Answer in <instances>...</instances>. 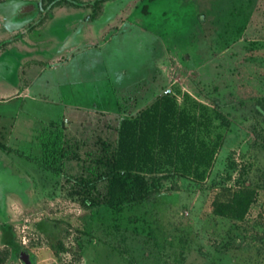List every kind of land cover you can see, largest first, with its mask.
Returning <instances> with one entry per match:
<instances>
[{"label": "rangeland", "instance_id": "obj_1", "mask_svg": "<svg viewBox=\"0 0 264 264\" xmlns=\"http://www.w3.org/2000/svg\"><path fill=\"white\" fill-rule=\"evenodd\" d=\"M39 1L46 13L57 3ZM109 1L86 7L129 16L126 27L62 69L71 83L46 68L32 99L0 98L8 146L38 154L42 133H65L54 159L60 174L0 147V264H26L23 251L31 264H264V0ZM85 62L91 71L80 70ZM122 69L137 83L111 105L106 73ZM10 70L8 81L19 82ZM166 91L179 102L189 92L230 125L205 181L145 176L131 199L100 178L111 169L122 113L134 115ZM69 94L99 107L66 124L61 116L71 109L60 97ZM236 196L233 214L220 212Z\"/></svg>", "mask_w": 264, "mask_h": 264}, {"label": "trees", "instance_id": "obj_2", "mask_svg": "<svg viewBox=\"0 0 264 264\" xmlns=\"http://www.w3.org/2000/svg\"><path fill=\"white\" fill-rule=\"evenodd\" d=\"M182 95L179 102L175 93L166 91L136 114L120 118L111 169L100 179L107 178L129 190L131 199L145 176H182L198 182L207 179L230 119L189 92ZM64 140V129L56 127L40 135L38 154L23 153L5 141H0V147L60 174L54 159L63 152ZM235 199L220 207V212L231 209L233 214L240 200L238 196Z\"/></svg>", "mask_w": 264, "mask_h": 264}, {"label": "crops", "instance_id": "obj_3", "mask_svg": "<svg viewBox=\"0 0 264 264\" xmlns=\"http://www.w3.org/2000/svg\"><path fill=\"white\" fill-rule=\"evenodd\" d=\"M55 2L57 3H54L46 13L39 0H0V26L2 23L5 26V31H0V98L2 100L32 99V86L46 68L54 72L60 69L59 80L64 84L71 83L68 72H63L62 69L70 66V62L76 56L81 57V53L97 42L101 41L104 46L115 36V30L122 31L129 20V16L123 14L116 18L105 15L104 18L103 11L93 15L92 12H88L89 8L86 6L93 4L94 0L63 2L56 0ZM109 2L104 3V6ZM4 4L7 7L3 9ZM8 19L14 21L11 26L5 25ZM158 44L159 42L157 47ZM8 53L9 55L15 53L14 58L12 57L13 63L7 60ZM13 68L16 70L15 73L19 74L17 83L8 81L10 74L6 73V70ZM81 69L91 71L92 64L85 62ZM106 76L112 79L111 95L114 94V97L110 100L111 105L112 102L117 101V98L121 99L128 93L131 84L137 83L127 80L126 69L120 70L116 76L109 71ZM108 92L110 93V90ZM77 96L69 94L68 97H60V103L64 102V107L71 109V111L66 110L61 116L64 117L66 124H68L67 118H76L89 109L99 107L98 105L91 108L83 107L78 104V99L79 101L89 99L87 96L85 98ZM72 99L75 102H72ZM122 114L125 116V113Z\"/></svg>", "mask_w": 264, "mask_h": 264}, {"label": "water", "instance_id": "obj_4", "mask_svg": "<svg viewBox=\"0 0 264 264\" xmlns=\"http://www.w3.org/2000/svg\"><path fill=\"white\" fill-rule=\"evenodd\" d=\"M22 257L24 258L26 264H31L30 259H29V256H28V254L26 253V251H23V252H22Z\"/></svg>", "mask_w": 264, "mask_h": 264}]
</instances>
